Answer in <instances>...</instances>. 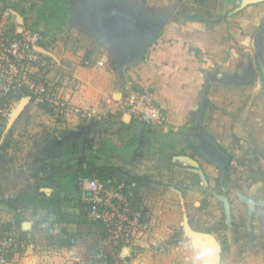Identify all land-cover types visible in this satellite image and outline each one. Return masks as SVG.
I'll return each instance as SVG.
<instances>
[{
  "label": "crops",
  "instance_id": "0c3cea01",
  "mask_svg": "<svg viewBox=\"0 0 264 264\" xmlns=\"http://www.w3.org/2000/svg\"><path fill=\"white\" fill-rule=\"evenodd\" d=\"M91 4L131 7L144 16L154 17L175 10L148 55L123 66L119 64L122 52L118 45L106 43L87 24L83 14ZM179 6L156 0H0V39L13 38L25 27L42 32L44 40L36 50L50 61V66L37 76L53 82L72 104L96 109L103 119L80 122L77 117L68 116L59 121L37 100L30 99L19 116L28 112L27 128L31 135L39 133L47 139L74 128L40 147L26 174L33 178L34 168L47 174L50 166L52 173L75 163L69 157L71 152H77V138L73 134L89 127L88 139L100 152L99 157L109 158L103 165L118 167L113 171L130 179V192L125 194L133 204L134 199L142 196L139 189H148L147 181L152 175L166 173L170 168L189 175L199 173L202 183L206 179L207 185L211 174L218 173L222 185L225 178L233 182L237 176H243L246 181H241L237 198L242 201L241 194L254 200L250 225L254 226L255 235H264V64L260 63L258 46L259 40L264 46V2L236 12L235 9L214 22L177 15ZM114 14L117 15L115 11ZM87 60L91 66L86 65ZM99 62L104 65L98 66ZM130 91L149 92L167 115V123L146 126L123 111L122 102ZM204 136L230 158L223 180L218 163L206 155ZM47 146L54 157H59L53 158L54 163L43 158ZM4 149L10 151L0 147V151ZM2 177L0 184H5ZM12 179L20 182L21 178ZM125 181L117 180L118 188L110 180V187L124 193ZM78 185L81 187L80 182ZM83 191V201L89 202L90 194ZM248 210L249 205L247 215Z\"/></svg>",
  "mask_w": 264,
  "mask_h": 264
},
{
  "label": "rangeland",
  "instance_id": "374dc122",
  "mask_svg": "<svg viewBox=\"0 0 264 264\" xmlns=\"http://www.w3.org/2000/svg\"><path fill=\"white\" fill-rule=\"evenodd\" d=\"M237 1L244 0H156L167 6L179 4L177 15L182 17L212 22L237 9ZM22 33H15L12 37L19 38ZM48 82L60 94L56 85ZM10 93L16 94V98H12ZM17 95H21L23 100L34 98L24 88L22 91H9L2 78L1 67L0 147L7 146L10 151H0V176L6 181L0 184V200H25L26 195L32 199L19 209L5 204V208H0V238L16 234L23 241V246L15 252L3 253L4 258L11 257L9 262L2 263L0 255V264H264V244L257 243L254 238V226L250 225L247 215L248 205L239 201L236 195L237 189L242 187L243 176H237L233 182H227L225 178L222 185L219 174H211L207 185L206 179L202 183L199 173L189 175L183 170H173L171 163L166 173L152 175V179L147 181V190L139 189V195L142 194L145 201L141 195L135 199L154 221L153 234L124 251L110 244L100 225L90 219L88 202L83 201V187L71 186L72 181L66 177L75 174L73 167L51 173L50 166L47 174L34 168L36 177L27 176L31 160L39 153L40 147L56 141L62 132L74 127L47 139L40 137L39 133L31 135L27 128L28 112L13 121L23 102L17 99ZM68 103L72 108L57 114L55 108L37 101L59 121L67 120L68 116H75L80 122L103 120L83 118L74 111L78 106ZM25 105L21 109H25ZM35 138L40 141L37 143ZM30 147L33 148L30 150ZM108 159L99 157L94 161L95 167L100 168L99 172L107 176L105 183L111 186V180L119 188L116 181L127 180V187L130 179L122 172L113 171L118 167L103 165ZM12 176L21 178L20 182H14ZM46 184L51 186L47 188ZM50 187L56 191L51 193ZM128 187L122 191L130 192ZM219 197H226L230 202V220L225 203ZM18 219L20 225L17 224ZM66 233L69 236L64 237Z\"/></svg>",
  "mask_w": 264,
  "mask_h": 264
},
{
  "label": "built area",
  "instance_id": "2783aa9c",
  "mask_svg": "<svg viewBox=\"0 0 264 264\" xmlns=\"http://www.w3.org/2000/svg\"><path fill=\"white\" fill-rule=\"evenodd\" d=\"M44 40L42 32L26 27L19 38L0 39V64L2 78L9 91H22L24 88L34 98L62 114L72 108L63 99L54 85L40 81L37 74L50 66V61L40 54L36 47ZM86 65H92L87 60ZM103 66L102 62L97 64ZM122 110L129 113L136 121L151 127H160L167 123V115L156 104L152 95L144 91H130L122 102ZM83 118L100 119L96 109L74 108ZM80 185L89 194L88 210L90 219L100 225L105 239L122 251L130 245L150 237L154 232V221L139 205H134L130 197L99 179L82 178ZM75 242L74 239L71 240ZM23 246V241L16 234H7L0 238V255L6 263L4 252H15Z\"/></svg>",
  "mask_w": 264,
  "mask_h": 264
},
{
  "label": "water",
  "instance_id": "95a60500",
  "mask_svg": "<svg viewBox=\"0 0 264 264\" xmlns=\"http://www.w3.org/2000/svg\"><path fill=\"white\" fill-rule=\"evenodd\" d=\"M264 0H244L242 2L238 1L239 7L235 10L240 11L245 7L253 4L262 3ZM175 8H173L164 16H144L140 12H136L131 7H123L120 5L116 6H107L99 4H91L87 6L85 13L83 14L87 24L90 29L96 34H98L106 43L111 44L114 42L118 45L119 49L122 52L120 54V65H129L136 60L147 56L149 49L156 40L160 31L163 28L164 23L168 20L171 14L174 13ZM117 13V15L114 14ZM259 46V58L261 59L260 63L264 64V46L262 40L258 42ZM21 95H17V99H20ZM25 102H29V99H26L22 102V107L25 105ZM28 104V103H27ZM26 106V105H25ZM21 107V108H22ZM19 109L16 115L13 118V121L16 120L23 109ZM203 119L199 121V125L202 126ZM89 127L82 128L79 132L73 134L74 137H82V153L77 160L78 163H81L85 154L86 146L89 135ZM206 142L207 156L214 162L218 163V168L221 174V180L224 179L226 175V169L230 163V158L222 152L209 137L204 136ZM71 146L74 147V139L72 140ZM203 152V151H202ZM71 157H73V152H71ZM202 175V171H199ZM107 187L110 188V185L107 184ZM242 201L249 205L248 210V219L251 221L253 210L255 207L254 200L239 194ZM225 203V209L228 220H230V202L226 197H219ZM5 208L3 203L0 202V208ZM29 226V224H27Z\"/></svg>",
  "mask_w": 264,
  "mask_h": 264
},
{
  "label": "trees",
  "instance_id": "16d2710c",
  "mask_svg": "<svg viewBox=\"0 0 264 264\" xmlns=\"http://www.w3.org/2000/svg\"><path fill=\"white\" fill-rule=\"evenodd\" d=\"M192 20H196V18H191ZM10 96L12 98H16V94L10 93ZM137 142V141H136ZM143 144L139 147L141 149ZM2 147H5L4 145ZM7 147V146H6ZM50 147V146H49ZM49 149H47V153L50 154ZM99 151L95 149V144L91 140H87V146H86V155L84 156L82 162L77 165L75 163L68 164V167H73L75 169V174L69 176V179L72 181V186L78 187V184L82 178H91V179H99L101 182H106L108 179L105 174L99 173L100 168L98 169L95 167L94 161H96L99 158ZM229 168V165L227 166V169ZM59 169V168H58ZM226 169V170H227ZM46 186H51L49 184H46ZM31 197L26 195L25 200H0L3 204L6 206L13 208V209H19L20 207L27 206L28 202L31 201ZM134 205H137V202H135L134 199ZM17 224L20 225V220H17ZM11 257L5 258L6 262L10 261Z\"/></svg>",
  "mask_w": 264,
  "mask_h": 264
},
{
  "label": "flooded vegetation",
  "instance_id": "af4514ba",
  "mask_svg": "<svg viewBox=\"0 0 264 264\" xmlns=\"http://www.w3.org/2000/svg\"><path fill=\"white\" fill-rule=\"evenodd\" d=\"M82 137H78L77 138V152L76 153H74V155H73V157H71V155H69V157L71 158V159H75V162L79 159V157H80V155H81V153H82ZM48 151L46 150L45 152H44V156H43V158L45 159L46 157H48V158H50L49 160H50V162L49 163H54L55 161H54V159L53 158H57V159H59V157H58V155H56L55 157L53 156V152L51 151V148L49 149V152H50V154L49 153H47ZM58 154H60L59 152H58ZM78 162V161H77ZM229 165V167H230V163L228 164ZM229 169V168H228ZM227 169V170H228ZM254 238L256 239V241H257V243L258 242H263L264 243V235H255L254 234ZM261 238V239H260Z\"/></svg>",
  "mask_w": 264,
  "mask_h": 264
}]
</instances>
